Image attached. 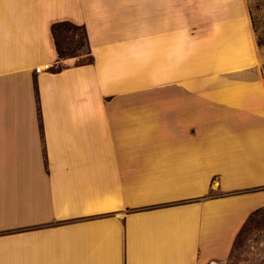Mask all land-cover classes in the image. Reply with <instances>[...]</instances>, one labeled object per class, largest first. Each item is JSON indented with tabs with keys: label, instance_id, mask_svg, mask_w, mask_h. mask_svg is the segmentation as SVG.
<instances>
[{
	"label": "crops",
	"instance_id": "obj_1",
	"mask_svg": "<svg viewBox=\"0 0 264 264\" xmlns=\"http://www.w3.org/2000/svg\"><path fill=\"white\" fill-rule=\"evenodd\" d=\"M262 207L247 0H0V264H226Z\"/></svg>",
	"mask_w": 264,
	"mask_h": 264
},
{
	"label": "rangeland",
	"instance_id": "obj_2",
	"mask_svg": "<svg viewBox=\"0 0 264 264\" xmlns=\"http://www.w3.org/2000/svg\"><path fill=\"white\" fill-rule=\"evenodd\" d=\"M255 37L264 39V0H247ZM58 38L68 55L87 52L83 31L80 28L63 26L58 29ZM264 49V46H260ZM83 60H88V57ZM226 264H264V207L248 217L226 259Z\"/></svg>",
	"mask_w": 264,
	"mask_h": 264
},
{
	"label": "trees",
	"instance_id": "obj_3",
	"mask_svg": "<svg viewBox=\"0 0 264 264\" xmlns=\"http://www.w3.org/2000/svg\"><path fill=\"white\" fill-rule=\"evenodd\" d=\"M63 26H68L69 28H80L83 31L84 34V39H85V45L87 47V43H86V33L83 27L75 25L69 21H61V22H57L52 26V35L54 38V42H55V46H56V50H57V54L59 56V58H65L67 56H71L68 55L67 51L63 50L61 47V43L59 42V36H58V29L60 27ZM256 42L258 46H264V39H262L261 37L257 36L256 37Z\"/></svg>",
	"mask_w": 264,
	"mask_h": 264
}]
</instances>
